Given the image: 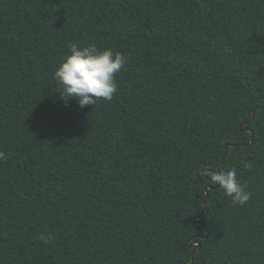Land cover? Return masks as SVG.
Wrapping results in <instances>:
<instances>
[{
    "label": "trees",
    "instance_id": "16d2710c",
    "mask_svg": "<svg viewBox=\"0 0 264 264\" xmlns=\"http://www.w3.org/2000/svg\"><path fill=\"white\" fill-rule=\"evenodd\" d=\"M73 42L128 57L111 101L60 98ZM263 104L264 0H0V264H264Z\"/></svg>",
    "mask_w": 264,
    "mask_h": 264
},
{
    "label": "clouds",
    "instance_id": "9594fccd",
    "mask_svg": "<svg viewBox=\"0 0 264 264\" xmlns=\"http://www.w3.org/2000/svg\"><path fill=\"white\" fill-rule=\"evenodd\" d=\"M69 49L54 72L60 98L66 104L76 98L81 108L96 105L101 99L111 101L118 90L116 74L125 68L128 57L95 45L81 48L76 42L71 43ZM7 158V153L0 151V160ZM204 171L201 169L199 174L203 175ZM211 180L231 198L233 206L243 207L250 201L252 193L240 182L236 171L221 169L212 174Z\"/></svg>",
    "mask_w": 264,
    "mask_h": 264
},
{
    "label": "water",
    "instance_id": "95a60500",
    "mask_svg": "<svg viewBox=\"0 0 264 264\" xmlns=\"http://www.w3.org/2000/svg\"><path fill=\"white\" fill-rule=\"evenodd\" d=\"M264 106V104H263ZM263 106L259 107V108H262ZM255 115V112L253 113V116ZM247 123H244L241 125V129L245 132H251L252 133V137H251V142L249 144H245L246 147H251L254 143V132H253V129L250 128V127H247V128H243L244 125H246ZM226 148H228V146H226ZM224 160H225V157L223 158L222 160V165H224ZM219 186V185H218ZM213 186L211 184H208L205 188V192H206V196L204 198V206L206 208V214L205 216H198L194 219V223L195 224H198V225H202L205 227L206 229V234L205 235H201L200 237H195L194 239L193 238H190L189 241H188V245L189 247L193 248V252L199 250L202 246V242H201V239H207L209 238V230H208V227L207 225L202 222V219L205 218L208 214H209V209L207 207V201L209 199V190L212 189ZM194 263V257L192 256L191 258V261L190 263H187L185 261H179L177 264H193Z\"/></svg>",
    "mask_w": 264,
    "mask_h": 264
}]
</instances>
